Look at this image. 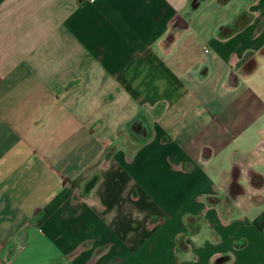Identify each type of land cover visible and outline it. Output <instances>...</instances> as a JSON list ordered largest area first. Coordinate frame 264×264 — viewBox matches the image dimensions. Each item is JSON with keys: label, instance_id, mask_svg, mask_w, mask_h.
<instances>
[{"label": "crops", "instance_id": "crops-1", "mask_svg": "<svg viewBox=\"0 0 264 264\" xmlns=\"http://www.w3.org/2000/svg\"><path fill=\"white\" fill-rule=\"evenodd\" d=\"M262 67L264 0H0V264H264Z\"/></svg>", "mask_w": 264, "mask_h": 264}, {"label": "rangeland", "instance_id": "rangeland-1", "mask_svg": "<svg viewBox=\"0 0 264 264\" xmlns=\"http://www.w3.org/2000/svg\"><path fill=\"white\" fill-rule=\"evenodd\" d=\"M228 10L230 12H232L231 8ZM222 13L223 12L220 11L218 13V15H221ZM198 75L199 76L203 75L202 71H200V73ZM214 77H215V73L212 75L211 79ZM211 79H209L210 84H212ZM205 84H207V82ZM245 85L255 89V94L257 96L261 97L262 99H264V67H262L260 70L257 71L253 80H251V79L243 80V86H245ZM201 90H202V88L200 89V92H198L199 94H198V98H197L200 105L203 103L205 104L206 99H207V95L205 93H203ZM210 93H211V95H214L215 98H217V96L220 93L221 94H224V93L228 94L229 90H225L224 88H222L221 90H215L212 92L209 91V94ZM201 108H203V106H199L198 109H201ZM146 124L149 125L148 123H146ZM255 140H256L255 134L253 132H250L247 134V136L244 139H240V140L236 139L230 145H231V147L239 146V147H241V149H249L250 146H253ZM128 141H134V140L128 139ZM258 152H262V155H261V157L259 156L257 159L258 164L255 167L256 169L262 168V163L264 164V149H259ZM237 166H238L237 170L239 172V176H241L242 174L248 175V173L252 172V168L254 167V166L250 167L248 161H245V160L238 161Z\"/></svg>", "mask_w": 264, "mask_h": 264}, {"label": "flooded vegetation", "instance_id": "flooded-vegetation-1", "mask_svg": "<svg viewBox=\"0 0 264 264\" xmlns=\"http://www.w3.org/2000/svg\"><path fill=\"white\" fill-rule=\"evenodd\" d=\"M262 146L264 147V142L262 143Z\"/></svg>", "mask_w": 264, "mask_h": 264}, {"label": "built area", "instance_id": "built-area-1", "mask_svg": "<svg viewBox=\"0 0 264 264\" xmlns=\"http://www.w3.org/2000/svg\"><path fill=\"white\" fill-rule=\"evenodd\" d=\"M206 51V50H205Z\"/></svg>", "mask_w": 264, "mask_h": 264}]
</instances>
